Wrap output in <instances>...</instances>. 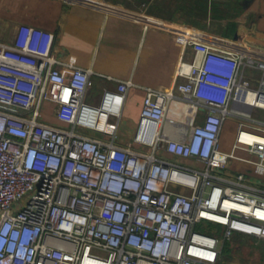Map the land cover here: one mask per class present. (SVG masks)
<instances>
[{"label": "built area", "instance_id": "1", "mask_svg": "<svg viewBox=\"0 0 264 264\" xmlns=\"http://www.w3.org/2000/svg\"><path fill=\"white\" fill-rule=\"evenodd\" d=\"M170 28L194 57L170 90L146 87L124 138L131 79L113 77L91 101L93 70L56 57L52 30L23 23L0 40V264H220L234 235L264 240V52ZM174 98L203 120L170 119ZM45 101L59 124L42 118ZM232 158L263 179L229 173Z\"/></svg>", "mask_w": 264, "mask_h": 264}, {"label": "crops", "instance_id": "2", "mask_svg": "<svg viewBox=\"0 0 264 264\" xmlns=\"http://www.w3.org/2000/svg\"><path fill=\"white\" fill-rule=\"evenodd\" d=\"M23 23L52 30L56 57L93 70L95 84L88 96L91 101L98 102L105 87L116 86V78L134 82L122 112V117L131 118L132 127L120 125L118 132L123 138L137 124L146 87L170 90L178 78L179 62L194 57L187 38L170 27L202 33L210 41H236L245 48L264 52V0H0V40L8 41ZM254 71L257 76L259 70ZM50 103L48 116L54 118L47 117V121L59 124L52 112L54 104ZM167 116L191 124L203 120V111L189 101L174 98ZM240 119L235 115L227 118L222 145L228 125L238 128ZM234 140L222 149L232 150ZM238 149L253 154L239 147L235 152ZM165 156L173 157L170 153ZM236 160L253 168L237 167ZM227 171H245L256 180L263 179L255 172L254 164L239 158L229 160Z\"/></svg>", "mask_w": 264, "mask_h": 264}, {"label": "rangeland", "instance_id": "3", "mask_svg": "<svg viewBox=\"0 0 264 264\" xmlns=\"http://www.w3.org/2000/svg\"><path fill=\"white\" fill-rule=\"evenodd\" d=\"M50 106V101H45L43 103L42 118L45 120H47V117H50V119L54 118L51 115L48 116V113L50 112ZM129 120H131V118L123 115L121 128L132 127L130 125L131 121ZM229 123L230 122L227 124ZM230 126L233 127L230 128ZM228 129L227 135L223 136V145L221 144V148L226 146L228 147V145H230L234 140L237 128L231 123L228 125ZM236 153L244 157H257L254 154H249L248 152L239 149L236 151ZM235 162H237V167H249L247 168L249 170L253 168L251 165L246 164L243 161L236 160ZM220 264H264V240L247 235H234L231 239L224 241Z\"/></svg>", "mask_w": 264, "mask_h": 264}]
</instances>
